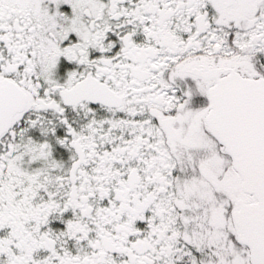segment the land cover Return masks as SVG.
Returning <instances> with one entry per match:
<instances>
[{
    "label": "snow or ice",
    "instance_id": "1",
    "mask_svg": "<svg viewBox=\"0 0 264 264\" xmlns=\"http://www.w3.org/2000/svg\"><path fill=\"white\" fill-rule=\"evenodd\" d=\"M0 264H264V0H0Z\"/></svg>",
    "mask_w": 264,
    "mask_h": 264
}]
</instances>
